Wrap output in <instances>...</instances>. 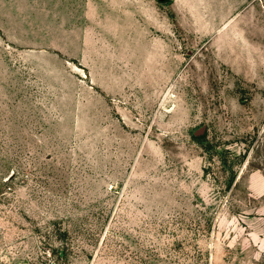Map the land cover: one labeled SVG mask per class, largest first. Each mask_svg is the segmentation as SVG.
<instances>
[{
  "label": "rangeland",
  "instance_id": "374dc122",
  "mask_svg": "<svg viewBox=\"0 0 264 264\" xmlns=\"http://www.w3.org/2000/svg\"><path fill=\"white\" fill-rule=\"evenodd\" d=\"M224 7L0 0V264H264V35Z\"/></svg>",
  "mask_w": 264,
  "mask_h": 264
},
{
  "label": "crops",
  "instance_id": "0c3cea01",
  "mask_svg": "<svg viewBox=\"0 0 264 264\" xmlns=\"http://www.w3.org/2000/svg\"><path fill=\"white\" fill-rule=\"evenodd\" d=\"M225 5V17L228 19L234 17L235 19H241L243 25L248 23L249 29L246 34L242 36H261L264 35V0H223ZM231 12H240L231 13ZM246 26V25H245Z\"/></svg>",
  "mask_w": 264,
  "mask_h": 264
}]
</instances>
